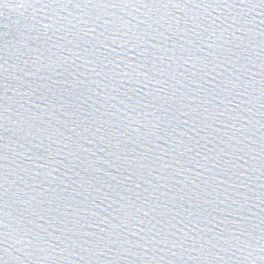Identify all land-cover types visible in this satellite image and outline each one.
I'll return each mask as SVG.
<instances>
[{"label": "water", "instance_id": "1", "mask_svg": "<svg viewBox=\"0 0 264 264\" xmlns=\"http://www.w3.org/2000/svg\"><path fill=\"white\" fill-rule=\"evenodd\" d=\"M0 264H264V0H0Z\"/></svg>", "mask_w": 264, "mask_h": 264}]
</instances>
